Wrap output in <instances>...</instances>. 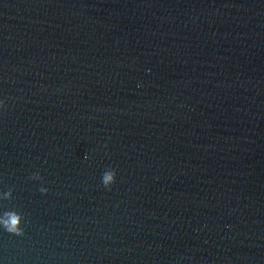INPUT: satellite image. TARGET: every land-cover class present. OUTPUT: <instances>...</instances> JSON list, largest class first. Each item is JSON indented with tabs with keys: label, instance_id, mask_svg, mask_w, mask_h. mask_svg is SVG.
Returning a JSON list of instances; mask_svg holds the SVG:
<instances>
[{
	"label": "water",
	"instance_id": "water-1",
	"mask_svg": "<svg viewBox=\"0 0 264 264\" xmlns=\"http://www.w3.org/2000/svg\"><path fill=\"white\" fill-rule=\"evenodd\" d=\"M8 190L0 264H264V61L222 0H0Z\"/></svg>",
	"mask_w": 264,
	"mask_h": 264
},
{
	"label": "clouds",
	"instance_id": "clouds-1",
	"mask_svg": "<svg viewBox=\"0 0 264 264\" xmlns=\"http://www.w3.org/2000/svg\"><path fill=\"white\" fill-rule=\"evenodd\" d=\"M32 180H39L38 173L33 174L29 177ZM115 172L111 168H106L100 175V184L103 188L107 189L114 182ZM41 194L47 191L46 188L41 186L39 189ZM11 197V191L0 192V199H9ZM22 217L18 213H11L4 218H0V232H4L14 236H22L23 228L21 226Z\"/></svg>",
	"mask_w": 264,
	"mask_h": 264
}]
</instances>
